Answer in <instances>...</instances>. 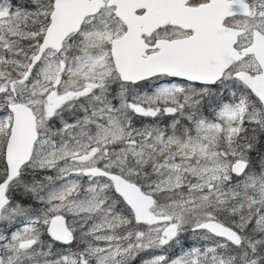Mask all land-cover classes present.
<instances>
[{
	"label": "snow or ice",
	"instance_id": "6c2138e0",
	"mask_svg": "<svg viewBox=\"0 0 264 264\" xmlns=\"http://www.w3.org/2000/svg\"><path fill=\"white\" fill-rule=\"evenodd\" d=\"M0 264H264V0H0Z\"/></svg>",
	"mask_w": 264,
	"mask_h": 264
}]
</instances>
